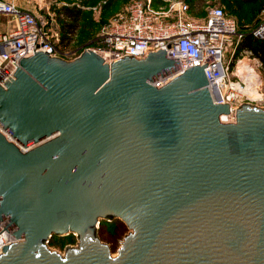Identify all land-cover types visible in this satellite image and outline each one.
Returning <instances> with one entry per match:
<instances>
[{
	"label": "water",
	"instance_id": "obj_1",
	"mask_svg": "<svg viewBox=\"0 0 264 264\" xmlns=\"http://www.w3.org/2000/svg\"><path fill=\"white\" fill-rule=\"evenodd\" d=\"M161 49L22 58L0 84V264H264V108ZM8 135H6L4 132ZM130 232L116 255L101 219ZM1 233V232H0ZM77 246L53 250V235Z\"/></svg>",
	"mask_w": 264,
	"mask_h": 264
},
{
	"label": "built area",
	"instance_id": "obj_2",
	"mask_svg": "<svg viewBox=\"0 0 264 264\" xmlns=\"http://www.w3.org/2000/svg\"><path fill=\"white\" fill-rule=\"evenodd\" d=\"M190 12L191 6L184 0L133 1L124 15L115 17L103 28L99 37L102 48L68 49L59 43L60 32L54 23L48 26L44 16L22 8L17 0H0V15L12 16L11 26L8 22V29H0V84L4 86L22 58L38 51L72 60L84 50H93L111 63L124 55L142 59L146 53L164 49L169 57L179 58L180 69L173 76L156 81L157 87L188 68L207 63L204 71L214 100L230 105V113L221 115L222 122H235L236 109L242 104L264 108L263 61L250 49L237 53L245 34L264 39V19L253 27L240 29L236 18L223 7H212L203 18L193 17ZM227 51L230 57L225 62ZM0 232L1 254L16 239L2 223ZM74 244L65 249L77 246L78 239Z\"/></svg>",
	"mask_w": 264,
	"mask_h": 264
},
{
	"label": "rangeland",
	"instance_id": "obj_3",
	"mask_svg": "<svg viewBox=\"0 0 264 264\" xmlns=\"http://www.w3.org/2000/svg\"><path fill=\"white\" fill-rule=\"evenodd\" d=\"M23 5L35 4V12H38L48 22V26L54 23L56 29L60 32V25L62 22L71 21L69 17L62 13L63 7H77L81 9L82 17L79 20V28L76 33L72 35V40L68 45V49L76 48H94L99 49L103 47V43L99 39L103 28L115 17L124 15L130 3L137 0H18ZM191 6L190 15L193 17L203 18L207 15L209 9L215 6L223 7L225 12L236 18L240 27L244 25L254 26L257 20L264 19V11L256 14L258 7L240 3L239 0H184ZM256 14V15H255ZM255 15V16H254ZM12 21V16L7 14L0 15V29H8L5 26ZM49 29V28H48ZM50 31V29H49ZM54 33L53 31H50ZM254 52V51H253ZM230 57V53L226 52L225 62ZM262 60V59H261ZM264 64V63H263ZM119 221V220H117ZM101 222L115 225L116 229L109 232L107 227L104 234L99 235L100 238L109 244L113 255H116L120 248L124 237L130 232L126 224L116 222L114 220L101 219ZM101 223V224H102ZM106 226V225H105ZM104 227V226H102ZM73 236L58 237L53 241L50 247L53 250L64 253L66 245H75L77 241Z\"/></svg>",
	"mask_w": 264,
	"mask_h": 264
},
{
	"label": "trees",
	"instance_id": "obj_4",
	"mask_svg": "<svg viewBox=\"0 0 264 264\" xmlns=\"http://www.w3.org/2000/svg\"><path fill=\"white\" fill-rule=\"evenodd\" d=\"M239 1H240V3H243V4H250V5L258 7L256 14L264 11V0H239ZM81 12H82L81 9L77 8V7L67 6V7L62 8V13H64V15L69 17L71 20L69 22H62L60 25V38H59L60 42L59 43L63 47H67L70 44V42L72 40L71 36L74 35L76 33L77 29L79 28L78 22L82 17ZM259 21L260 20H257V22H255V25H257L259 23ZM245 26H248V25H244L242 28L240 27V29H244ZM249 26L253 27L251 25H249ZM243 49H250V50L254 51V53L256 55H258L264 63V39L257 38L253 34L247 33V34H245V36L240 41L237 53H239ZM117 220H119V221H117ZM115 221L118 223V222H121L122 220L116 218ZM101 223L102 222H100L99 235L104 234V230L106 227H107V230L109 232L110 231L113 232L116 229L115 225H112V224L110 225L109 223H105V225H106L105 226L103 223L102 224ZM122 223H124V222L122 221ZM102 226H104V227H102ZM70 236H73L74 239H76V236L73 233H70V234L64 235V236L53 235V237L50 239L49 245L50 246L53 245L54 244L53 241L58 237H64L65 238V237H70Z\"/></svg>",
	"mask_w": 264,
	"mask_h": 264
},
{
	"label": "crops",
	"instance_id": "obj_5",
	"mask_svg": "<svg viewBox=\"0 0 264 264\" xmlns=\"http://www.w3.org/2000/svg\"><path fill=\"white\" fill-rule=\"evenodd\" d=\"M29 1H31V0H29ZM17 3H18V5L19 6H21L22 8H24V9H28V10H31V11H34L35 12V4L33 3V2H28V3H31V5L29 6V5H27V4H22L20 1H18L17 0Z\"/></svg>",
	"mask_w": 264,
	"mask_h": 264
}]
</instances>
